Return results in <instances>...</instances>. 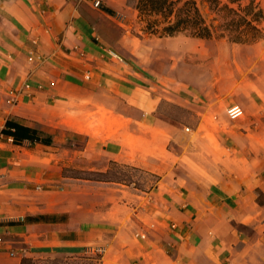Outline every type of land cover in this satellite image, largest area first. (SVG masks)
Listing matches in <instances>:
<instances>
[{
  "label": "crops",
  "instance_id": "obj_1",
  "mask_svg": "<svg viewBox=\"0 0 264 264\" xmlns=\"http://www.w3.org/2000/svg\"><path fill=\"white\" fill-rule=\"evenodd\" d=\"M94 1L0 0V264L98 247L101 264H264V103L249 92L237 124L226 114L231 91L159 85L137 54L117 50L137 10L129 0ZM163 99L189 111L194 128L162 114ZM80 104L152 131L164 120L163 135L144 136L146 154L130 130L131 147L89 135L80 151L90 171L120 162L158 174L155 187L85 179L106 191L66 202L29 197L62 178L59 118ZM7 119L53 144L15 143L1 133Z\"/></svg>",
  "mask_w": 264,
  "mask_h": 264
},
{
  "label": "rangeland",
  "instance_id": "obj_2",
  "mask_svg": "<svg viewBox=\"0 0 264 264\" xmlns=\"http://www.w3.org/2000/svg\"><path fill=\"white\" fill-rule=\"evenodd\" d=\"M256 1L264 9V0ZM143 25L144 23L139 20L137 12L134 24L128 28L132 35L127 34L124 40L118 44L117 50L124 56H130L133 52L137 54L140 68L150 71L159 85L166 88L171 85V80L177 79L192 88L199 87L205 91H210L212 88L217 92L231 91L232 103L239 104L241 107L242 103L247 102L248 93L253 92L258 95V100L264 103V39L253 44H240L230 42L226 38L199 39L185 34L173 37L147 36L142 31ZM261 26L264 27V21ZM137 33L141 34L142 38L138 37ZM109 37L111 38L113 35L110 33ZM82 106L83 104L77 106L76 111L70 116L66 114L59 118L60 124L57 128L55 146L59 147L61 156L64 157L60 163V177L62 178L56 186L44 185L37 188L29 197L42 196L43 194V196L66 202L68 198L81 200L90 198L92 194H95L96 198L102 196L101 192H105L106 189L100 188V185H107L93 184L82 178L100 177L96 172H89L85 157L80 152L89 135L95 137V144H99V139L102 138L118 139L128 148L131 147L133 141L128 139L131 135H128L127 131H134L141 137L138 144L134 137L132 147L134 150L146 154L149 150L153 151V148L148 147V143L144 142L148 134L153 131L156 136L164 134L159 129L165 127L163 119L156 124V129L152 131V125L131 123L117 115L116 112H111L103 107L89 111L82 109ZM93 106L97 105L93 103ZM159 110L162 114L175 120L187 122L190 128H194V117L179 105L163 99ZM244 115L245 112L240 118L233 121L240 124ZM160 142L162 140L156 137V153L160 152ZM68 149L70 150L69 154ZM68 157L71 160L68 161ZM106 177L118 180L117 182L123 184L134 182L135 186L142 190L155 187L160 180L158 174L143 168L112 161L109 163ZM91 185L98 186L90 188ZM108 186L120 187L114 184H108ZM89 191H93V193L90 194ZM90 253L87 251L73 256L47 255L36 258L35 263L99 264V260L88 258L87 255ZM94 253L101 254L100 252Z\"/></svg>",
  "mask_w": 264,
  "mask_h": 264
},
{
  "label": "trees",
  "instance_id": "obj_3",
  "mask_svg": "<svg viewBox=\"0 0 264 264\" xmlns=\"http://www.w3.org/2000/svg\"><path fill=\"white\" fill-rule=\"evenodd\" d=\"M129 3L137 10L139 20L144 23L142 31L147 36L173 37L185 34L199 39L226 38L240 44H253L264 39V27L261 26L264 9L256 0H129ZM137 36L142 38L139 33ZM1 133L12 136L15 143L27 139L45 145L53 144L51 135L11 119L6 120ZM108 171L109 168L95 171L100 177L82 178L118 181L106 177ZM261 195L259 191L258 198ZM87 256L99 260L101 264V254L90 253ZM21 260V264H36V258L33 257L25 256Z\"/></svg>",
  "mask_w": 264,
  "mask_h": 264
},
{
  "label": "built area",
  "instance_id": "obj_4",
  "mask_svg": "<svg viewBox=\"0 0 264 264\" xmlns=\"http://www.w3.org/2000/svg\"><path fill=\"white\" fill-rule=\"evenodd\" d=\"M94 5L95 6H99L100 5V1L99 0H95L94 1ZM243 108L239 105V104H231L230 106L227 107L226 109V114L228 116L229 119L231 120H235L240 118L243 115ZM89 252L93 253V252H102V248L98 247L95 249H91Z\"/></svg>",
  "mask_w": 264,
  "mask_h": 264
}]
</instances>
